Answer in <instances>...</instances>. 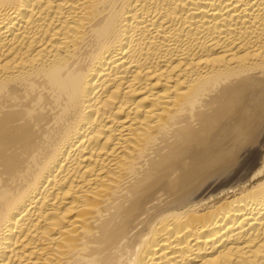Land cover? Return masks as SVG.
Segmentation results:
<instances>
[{
    "label": "bare ground",
    "instance_id": "1",
    "mask_svg": "<svg viewBox=\"0 0 264 264\" xmlns=\"http://www.w3.org/2000/svg\"><path fill=\"white\" fill-rule=\"evenodd\" d=\"M0 264H264V0H0Z\"/></svg>",
    "mask_w": 264,
    "mask_h": 264
}]
</instances>
